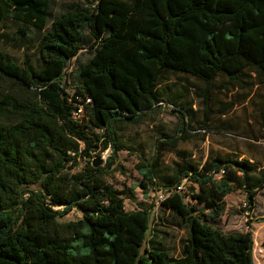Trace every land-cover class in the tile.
I'll return each instance as SVG.
<instances>
[{"label":"trees","instance_id":"trees-1","mask_svg":"<svg viewBox=\"0 0 264 264\" xmlns=\"http://www.w3.org/2000/svg\"><path fill=\"white\" fill-rule=\"evenodd\" d=\"M78 1L53 18V0H0V38L9 22L24 37L43 34L38 66L0 52V264H255L254 234L216 222L238 191L254 208L264 158L221 152L197 161L183 153L163 169L164 153L187 139L185 119L198 111L182 96L169 103L177 123L156 125L152 154L139 130L155 123L171 76L209 87L199 107L206 122L219 77L241 89L264 85V0ZM85 50L91 58L71 87L69 63ZM79 105L84 116L76 120ZM108 149L107 167L131 152L145 193L168 195L160 210L187 232L180 257L149 240L151 210L126 211L127 193L93 166ZM72 211L82 218L61 221Z\"/></svg>","mask_w":264,"mask_h":264},{"label":"rangeland","instance_id":"rangeland-1","mask_svg":"<svg viewBox=\"0 0 264 264\" xmlns=\"http://www.w3.org/2000/svg\"><path fill=\"white\" fill-rule=\"evenodd\" d=\"M81 3L78 0H53L51 7L52 17L55 18L72 3ZM20 25L7 23L0 38V52H5L20 64L27 60L34 65L40 64L38 48L42 39V33L29 30L28 36L19 34ZM16 37V39H15ZM85 45L91 44L89 32L86 31ZM91 58L89 50L83 51L75 60L69 63L67 70V81L71 87H75L78 80L77 69L80 65L86 64ZM185 88L187 90H185ZM209 87L192 77L171 76L163 84L161 93L167 101L162 104V111L152 114L155 123L143 125L139 133L141 141L145 144V151L152 154L154 142L158 138L157 126L160 123H177V118L172 114L174 105H169L178 97L181 100L195 103L194 110L198 111L192 117L185 119L188 137L181 141L177 149L169 150L163 156V169H174L176 163L181 161L183 153L192 155V159L200 160L211 153H238L243 156L264 158V141L257 142V137H262L264 133V85L254 86L250 89H241L239 86L228 84L225 77H219L211 86L209 121L206 122V113L199 109L202 107L205 92ZM234 104L231 111L226 106ZM226 109L227 114L222 112ZM157 125V126H156ZM175 127V126H172ZM112 156V150L108 149L95 156V160L102 159L101 168L107 172V182L115 189L125 191L126 211H140L141 209L151 210V230L149 240L154 234L158 235V243L170 253L174 258L181 256L182 244L187 238L185 227L175 226L170 220L165 219L160 210V193L152 190L147 194L140 187L143 177L138 168L139 158L131 152L122 151L118 154V161L107 167V163ZM85 161L79 162L80 169L85 166ZM191 184L186 185V190L190 191ZM130 196V198H127ZM227 211L218 220L217 225L226 232L235 230L254 229V224L264 223V191L256 198L254 208L244 207L247 203L246 194L238 191L229 195L226 199ZM82 218V214L72 211L61 221H74ZM255 240V262H260V255L263 246L258 234H254ZM263 253V254H261Z\"/></svg>","mask_w":264,"mask_h":264},{"label":"crops","instance_id":"crops-1","mask_svg":"<svg viewBox=\"0 0 264 264\" xmlns=\"http://www.w3.org/2000/svg\"><path fill=\"white\" fill-rule=\"evenodd\" d=\"M261 193V192H260ZM259 193V195H260ZM258 195V196H259ZM257 196V197H258ZM256 205V204H255ZM225 231V230H224ZM251 231L253 234L257 233L258 234V238L259 240H262L261 244L263 246V249L261 250V252H264V223H261V224H254V229H246V230H235V231H232V232H249ZM226 232V231H225ZM154 240L158 241V235L157 234H154V236L152 237ZM263 254V253H261ZM254 258H255V250H254ZM260 262L262 264H264V255H260ZM256 264V262H255Z\"/></svg>","mask_w":264,"mask_h":264},{"label":"built area","instance_id":"built-area-1","mask_svg":"<svg viewBox=\"0 0 264 264\" xmlns=\"http://www.w3.org/2000/svg\"><path fill=\"white\" fill-rule=\"evenodd\" d=\"M91 100H87V102L89 103ZM84 116V108H83V105H79L78 109L76 110L75 114H74V118L76 120H81ZM177 192L178 193H184L185 192V187L184 185L182 184L181 186H178L177 187ZM168 197L167 194H165L164 192H160V200L161 202L164 201L166 198ZM160 202V203H161ZM244 207L247 208L248 207V203H245L244 204Z\"/></svg>","mask_w":264,"mask_h":264},{"label":"water","instance_id":"water-1","mask_svg":"<svg viewBox=\"0 0 264 264\" xmlns=\"http://www.w3.org/2000/svg\"><path fill=\"white\" fill-rule=\"evenodd\" d=\"M102 164H103V160L102 159H97V160H94V162H93V166L95 168H99Z\"/></svg>","mask_w":264,"mask_h":264}]
</instances>
